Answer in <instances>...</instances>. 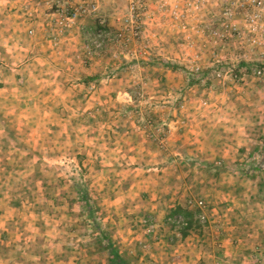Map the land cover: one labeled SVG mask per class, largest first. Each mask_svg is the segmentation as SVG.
<instances>
[{
  "label": "rangeland",
  "instance_id": "1",
  "mask_svg": "<svg viewBox=\"0 0 264 264\" xmlns=\"http://www.w3.org/2000/svg\"><path fill=\"white\" fill-rule=\"evenodd\" d=\"M88 1L95 2L98 10L91 17L80 18L73 25L74 28L80 24V32H83L78 43V53L83 65L89 66L96 62L100 64L94 65L95 68H103L100 76L91 77V81L98 80L95 84L98 85L101 79L116 81L107 91L113 102L108 104L109 107L98 105L81 110L72 107L75 109L73 112L71 108H65L62 112L55 109L59 115L75 114L76 117H71L66 123H57L55 119L45 122L42 118L46 110L39 107H45L43 101L33 107L32 146L25 149L24 142H20L21 146L16 143L15 151L11 148L12 152L6 156L4 153L1 155L0 210L8 212L13 224L12 231L0 237L3 244L0 245V254L6 252V243L16 242L21 247L18 248V256H24L25 252L30 251L29 255L39 262L55 264L61 259L79 260L81 264H91L89 261L102 264L107 261L108 252L98 243L99 236L95 239L92 236L94 231L99 233L100 229L107 233L124 255L136 260L143 251H149L147 245L156 242V239L140 224L143 217L141 214L151 213L130 211L137 205H142V202L137 204L131 200H117L112 203L114 200H110L112 194L119 189L124 190L120 182L124 183L125 178L134 175L132 172L122 171V158L128 159L131 163L128 166L141 169L139 175L157 173L156 170H147L160 166L162 160L170 159L166 139L169 128L165 124L168 119H181L183 121L179 124H185L188 117L192 118V114L199 115L202 111L207 112L206 109H213L211 102L216 101L218 96L223 94L233 99L240 95L238 87L246 84L254 85L253 94L257 92L264 104L263 85L250 79L238 84L234 80V72L228 69L233 65L235 68H243L245 59L254 65L259 64L262 60L259 53L241 50L243 57H239L238 61L234 58L237 48L233 47L226 51L229 58H232V63H218L214 59V49H210V44L200 36L189 43L183 20L175 17L173 0ZM51 8L55 6L52 5ZM178 12L183 19L185 12ZM58 29L59 39L69 34L68 30ZM101 30L102 44L96 47L94 40ZM56 39L44 38L54 48L58 42ZM221 68L224 70L220 76ZM118 85L123 90L114 89ZM204 101H208L209 105H204ZM262 111L264 112V108L260 113ZM259 121L255 122L252 130V134L259 136L257 154L252 158L246 155L236 157L238 160H233L234 156H225L211 161L207 166H221V172L224 173L229 172L230 167L227 166H244L240 169L243 174L258 178L256 194L260 192V197L264 200V123ZM122 131L144 132L145 138L139 140L141 148L137 149V154L128 148L129 154L124 156L119 151V144L122 145L125 141L120 138H113L117 147L111 148L109 134L118 136ZM129 136L135 137L137 134ZM161 137H164L165 143L159 141ZM129 141L134 142L133 139ZM186 162L189 166H200L202 161L189 159ZM212 170L210 169L208 176L217 173ZM234 173L236 172H230ZM97 185L98 189H95L94 186ZM78 187L89 196L94 220L89 218L88 212L80 203ZM9 200L11 201L8 203ZM184 209L193 221L191 230L195 239H201L198 246L202 244V240L210 238L209 248L216 249V243L212 244L211 241L221 242L223 236L217 235L216 231L213 233L210 226H204L206 222L197 218L200 209ZM94 222L98 230L95 229ZM261 223L264 224L263 221ZM0 224L3 225V220H0ZM124 228L143 234L142 239H134L129 249H125L124 244L130 243L121 241L119 230ZM127 230L123 232L126 236L138 235L127 233ZM173 231L177 232L174 228ZM178 239L181 238L174 235L169 242L175 244ZM259 243L261 246L255 251L238 249L233 262V255H229L231 251H224V262L264 264V235ZM203 244L208 245V242ZM130 249L134 252L131 253ZM194 260L192 258L189 262ZM227 262L224 264H228ZM199 264H205V261Z\"/></svg>",
  "mask_w": 264,
  "mask_h": 264
},
{
  "label": "crops",
  "instance_id": "2",
  "mask_svg": "<svg viewBox=\"0 0 264 264\" xmlns=\"http://www.w3.org/2000/svg\"><path fill=\"white\" fill-rule=\"evenodd\" d=\"M51 1L0 0V160L2 153L6 156L12 152L11 148L16 150V143L21 146L20 142H24L25 149L32 146L33 107H37L40 101H43L45 107H39L46 110L42 119L48 123L54 119L57 123H66L71 117H76L70 113L56 114L55 109L62 112L65 108H71L73 112L75 109L72 107H77L78 110L98 105L109 107L113 102L107 91L116 81L101 79L98 85L95 84L98 80L91 81V77L102 74L103 68H95L94 65L100 64L96 62L89 66L83 65L78 53V43L83 34L80 32V24L73 30H68L67 36L58 38L59 19L56 7H50ZM31 29L34 30L32 34L29 32ZM45 37L57 38L56 48L51 46V42L44 40ZM114 89L121 91L123 87L115 86ZM253 91L255 89L252 84L240 85V95L233 99L223 94L218 96L216 101L211 102L213 109H206L207 112L202 111L199 115L192 114V118L188 117L185 124H179L183 121L181 119H168L165 124L169 128L166 139L170 159L162 160L160 166L147 170H156L157 173L139 175L141 169L128 166L131 163L126 157L122 158V171L132 172L134 175L125 178L124 183L120 182L124 190L119 189L110 196V200H114L112 203L117 200H131L137 204L142 202V205H137L130 211L151 213L148 215L154 216L162 226L157 234L159 241L147 245L149 251H143L136 260L131 259L133 264H199L201 261H205V264H224L227 262L223 260V256H226L224 251H231L229 255H233V262L238 249L255 251L261 246L259 240L264 235V224L261 223L264 222V200L260 197V192L256 194L258 178L243 174L240 169L244 166H227L231 168L227 173L221 172V166H207L211 161L225 156H234L235 159H232L238 160L240 156L252 158L257 154L259 136L252 134V130L258 119L259 123H264V112L260 113L264 104L257 92L253 94ZM136 134L135 137L129 136ZM143 135V131H122L118 136L109 134L108 138L112 149L117 147L113 138L124 140V144H119V151L127 156L128 148L138 153L137 149L141 148L139 140L145 138ZM131 139L134 142L129 141ZM189 159L202 162L200 166H189L186 162ZM210 169L217 173L208 176ZM99 185L94 188L98 189ZM198 188L201 190L198 191ZM189 198L204 199V226H210L213 233L216 231L217 235L223 236L221 242L211 241L212 244L216 243L217 250L209 248L210 238L202 240V244L198 246L201 239H195L192 230L186 236H178L166 224L167 218L177 207L193 211V207L187 205ZM0 220H3V225L0 224V237L6 236V233L12 231L13 222L4 210H0ZM126 230L124 228L119 231L121 241L130 243L124 244L125 249H129L134 239H142L143 234L127 230V233L138 235L126 236L123 233ZM94 232L92 236L94 239L98 238L99 233ZM174 235L181 239L172 244L169 240ZM205 241L208 245L203 244ZM0 245H3L1 241ZM6 247V252L0 254V264H51L34 259L29 255L30 251L25 252L24 256H18L20 244L16 242L6 243ZM129 251L134 252L132 249ZM120 253L128 258L122 251ZM107 255L104 264L109 263V254ZM192 258L195 260L191 263L189 261ZM88 263L95 264V261ZM55 264L81 263L79 260L60 259Z\"/></svg>",
  "mask_w": 264,
  "mask_h": 264
},
{
  "label": "built area",
  "instance_id": "3",
  "mask_svg": "<svg viewBox=\"0 0 264 264\" xmlns=\"http://www.w3.org/2000/svg\"><path fill=\"white\" fill-rule=\"evenodd\" d=\"M50 3L51 7L52 5L56 7L58 27L66 31L73 28L80 18L91 17L98 10V5L88 0H52ZM172 8L175 10L176 19L184 22L189 43L196 41L200 36L207 44H210V49H214V59L218 63H232V58H229L226 51L233 47L237 48V55L234 57L236 60L243 57L241 50H247L253 54L259 53L262 57L259 64L254 65L245 59L243 68H235L233 65L228 69L234 72V80L238 84L250 79L264 86V0H173ZM178 10L185 12L183 19ZM29 32L33 33V29ZM102 37L101 30L94 40L96 47L101 46ZM223 70V68L219 70L220 76ZM225 77L226 74L223 75V79ZM203 104L208 106L209 102L204 101ZM159 141L165 143L164 137H161ZM187 205L200 209L197 218L200 221H206L204 199L189 198ZM140 224L147 233L159 241L157 234L162 226L154 216L141 217ZM166 224L177 230L178 236H181V229L188 225V220L182 214L171 213Z\"/></svg>",
  "mask_w": 264,
  "mask_h": 264
},
{
  "label": "trees",
  "instance_id": "4",
  "mask_svg": "<svg viewBox=\"0 0 264 264\" xmlns=\"http://www.w3.org/2000/svg\"><path fill=\"white\" fill-rule=\"evenodd\" d=\"M78 191L80 194V203L82 206H84L85 210L88 212V216L90 219L94 220V212L93 208L90 205V199L87 194V192L82 193L80 190V187H78ZM173 214H182L186 217L188 220V225L184 228L181 229V234L183 236H186L188 234V231L193 228V221L190 218V215L188 214V211L181 207H177L174 211ZM94 227L95 229L98 230V226L96 222H94ZM98 243L101 245V247L105 250L108 251L109 254V263L108 264H133L130 258L124 257L121 253L120 250L113 244L111 239L107 236V234L99 229V238H98ZM262 256H264V252L262 253Z\"/></svg>",
  "mask_w": 264,
  "mask_h": 264
}]
</instances>
